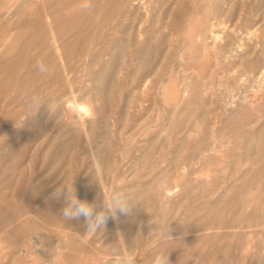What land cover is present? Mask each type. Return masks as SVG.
I'll return each mask as SVG.
<instances>
[{"label":"rangeland","instance_id":"374dc122","mask_svg":"<svg viewBox=\"0 0 264 264\" xmlns=\"http://www.w3.org/2000/svg\"><path fill=\"white\" fill-rule=\"evenodd\" d=\"M89 2L0 0V264H264V0Z\"/></svg>","mask_w":264,"mask_h":264},{"label":"clouds","instance_id":"9594fccd","mask_svg":"<svg viewBox=\"0 0 264 264\" xmlns=\"http://www.w3.org/2000/svg\"><path fill=\"white\" fill-rule=\"evenodd\" d=\"M86 7L91 9V0ZM36 67L40 73H48L49 71L42 60L36 62ZM30 106L38 109L40 106V98L35 95L32 96L30 98ZM73 111L77 116L87 119L92 114V106L77 100L73 104ZM52 196L56 199L63 197L65 202V207L62 209L63 218L70 220L80 219L82 217L85 220L87 231L93 233L103 227L109 214L115 216L117 211H119L122 214L130 215L135 210L127 193L120 189L112 190L107 198L104 199L102 206H98L96 202L78 199L74 186L69 184L60 185L52 193ZM165 229L166 225L162 222L159 229L162 236L169 235V228H167V231ZM114 264H136V259L131 253H116ZM151 264H170L169 250H157L152 257Z\"/></svg>","mask_w":264,"mask_h":264},{"label":"bare ground","instance_id":"6f19581e","mask_svg":"<svg viewBox=\"0 0 264 264\" xmlns=\"http://www.w3.org/2000/svg\"><path fill=\"white\" fill-rule=\"evenodd\" d=\"M257 73V74H256ZM255 74L256 75H252L253 77H254V79L255 80H257V83L259 84V85H261L262 87H264V70L262 71V72H260V73H258V72H256ZM261 90H262V88H261ZM255 98V97H254ZM255 100H256V98H255ZM257 101V100H256ZM92 102V101H91ZM86 103V102H85ZM97 108V107H96ZM82 110H86V109H82ZM97 110V109H96ZM100 112V111H99ZM105 119V118H104ZM105 123V122H104ZM169 190V188L167 189V191ZM171 190V189H170ZM145 191H147V190H145ZM168 192H170V194H171V191H168ZM167 193V192H166ZM141 194V193H140ZM149 194V193H148ZM172 195V194H171ZM166 196H167V194H166ZM135 198V197H134ZM141 198V197H140ZM139 199V198H138ZM116 219V218H115ZM116 224H117V222H115ZM122 228H123V226H121ZM120 227V228H121ZM119 230V229H118ZM119 231H121V230H119ZM118 231V232H119ZM141 231V230H140ZM227 246V245H226Z\"/></svg>","mask_w":264,"mask_h":264}]
</instances>
